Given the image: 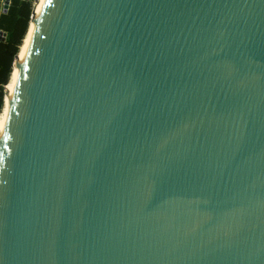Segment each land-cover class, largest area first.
<instances>
[{"label": "water", "instance_id": "obj_1", "mask_svg": "<svg viewBox=\"0 0 264 264\" xmlns=\"http://www.w3.org/2000/svg\"><path fill=\"white\" fill-rule=\"evenodd\" d=\"M0 139V264H264V0H49Z\"/></svg>", "mask_w": 264, "mask_h": 264}, {"label": "bare ground", "instance_id": "obj_2", "mask_svg": "<svg viewBox=\"0 0 264 264\" xmlns=\"http://www.w3.org/2000/svg\"><path fill=\"white\" fill-rule=\"evenodd\" d=\"M48 1L37 0L28 23L27 31L18 48L16 60L12 66L8 82L4 87L3 104L0 111V132L4 131L10 120L14 119V108L24 81L29 52L37 35L39 24L44 18ZM1 150L2 143L0 139Z\"/></svg>", "mask_w": 264, "mask_h": 264}, {"label": "trees", "instance_id": "obj_3", "mask_svg": "<svg viewBox=\"0 0 264 264\" xmlns=\"http://www.w3.org/2000/svg\"><path fill=\"white\" fill-rule=\"evenodd\" d=\"M31 12L32 0L27 2L21 0H12L10 9L8 11L11 23L7 28L0 26V29L8 32L6 42L0 44V111L3 104L4 86L8 82V78L12 69V63L14 62L18 48L26 33Z\"/></svg>", "mask_w": 264, "mask_h": 264}, {"label": "built area", "instance_id": "obj_4", "mask_svg": "<svg viewBox=\"0 0 264 264\" xmlns=\"http://www.w3.org/2000/svg\"><path fill=\"white\" fill-rule=\"evenodd\" d=\"M21 1H23V0H21ZM11 2H12V0H8V2L6 4V0H0V17L2 15H5L8 13L10 6H11ZM5 7H6V9H5ZM4 10H6V12H4ZM7 37H8V32L3 30V29H0V44L5 43L7 40Z\"/></svg>", "mask_w": 264, "mask_h": 264}, {"label": "rangeland", "instance_id": "obj_5", "mask_svg": "<svg viewBox=\"0 0 264 264\" xmlns=\"http://www.w3.org/2000/svg\"><path fill=\"white\" fill-rule=\"evenodd\" d=\"M36 4V3H35ZM34 4V5H35ZM32 5H33V0H32ZM34 8V7H33ZM0 26L3 27V28H7L9 25H10V18H9V14H5V15H2L0 17ZM12 70V69H11Z\"/></svg>", "mask_w": 264, "mask_h": 264}]
</instances>
